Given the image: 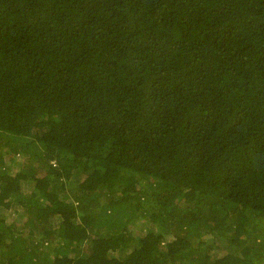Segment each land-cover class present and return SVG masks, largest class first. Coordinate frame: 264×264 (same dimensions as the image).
<instances>
[{
	"label": "trees",
	"instance_id": "obj_1",
	"mask_svg": "<svg viewBox=\"0 0 264 264\" xmlns=\"http://www.w3.org/2000/svg\"><path fill=\"white\" fill-rule=\"evenodd\" d=\"M6 197L0 264H264V0H0Z\"/></svg>",
	"mask_w": 264,
	"mask_h": 264
},
{
	"label": "rangeland",
	"instance_id": "obj_2",
	"mask_svg": "<svg viewBox=\"0 0 264 264\" xmlns=\"http://www.w3.org/2000/svg\"><path fill=\"white\" fill-rule=\"evenodd\" d=\"M12 155L13 154L11 153L5 154L3 159L8 165H10L9 171L11 173H15L18 171V169L16 168V164L18 162H21L22 160H21V157L15 156L14 157L15 164L14 162H11L10 160L8 161V159L12 157ZM23 185H24V190H26L27 185L25 183ZM3 204L5 205L3 206ZM3 204H0V213H2L5 216L6 223H11V224H14L15 226L16 225L19 226L25 219L20 208L18 209V207L13 206L11 203V199L9 197H6L3 199ZM146 224H147V221L141 218L137 220L136 222H132V224L130 225V228L131 229L135 228L138 232H142L145 229H148ZM21 228L25 230L24 232L28 231L27 228H23V227ZM169 242H172L171 237L170 239H168V241H166V244H168Z\"/></svg>",
	"mask_w": 264,
	"mask_h": 264
}]
</instances>
